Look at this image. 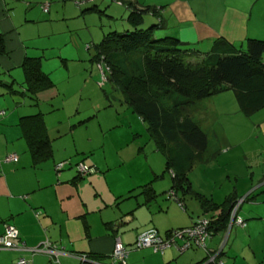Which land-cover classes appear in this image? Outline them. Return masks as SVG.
Listing matches in <instances>:
<instances>
[{
  "label": "crops",
  "instance_id": "crops-1",
  "mask_svg": "<svg viewBox=\"0 0 264 264\" xmlns=\"http://www.w3.org/2000/svg\"><path fill=\"white\" fill-rule=\"evenodd\" d=\"M127 5L152 6L156 13L151 15L160 22L159 34L176 36L202 50L215 42L240 47L246 37L264 39V0H129ZM110 6L115 7L102 0H0L3 43L0 52V232L4 224H11L25 246H35L47 238L62 251L55 260L44 252L0 248V264H17L19 256L27 260L24 264H108L115 237L130 248L125 264H217L228 242L233 223L228 224L222 234L225 228L214 230L206 240V250L189 246L179 251L175 245L161 252L150 247L132 248L138 232L153 227L160 235H165L171 228L190 224L198 215H185L181 190L179 193L174 189V197L157 196L148 172H144V179L134 174L111 178L108 171L114 166L113 160L120 158L118 163L125 160L122 153L113 158L108 152L107 143L112 145L114 134H110L111 139L105 140L104 136L96 139L88 127L80 128L93 118V113H79L77 107L73 111L66 109L65 95L58 88L61 80L52 74L61 71L62 79L68 80L67 58L61 57L60 64L54 59L48 67L44 46L28 42L32 35L46 34L35 31L36 27L57 20V15L88 18L97 8L105 10ZM119 14L123 15L124 11L120 9ZM46 27L50 34L55 32L51 25ZM24 56L38 57L41 70L50 80L49 86L32 96L24 89L21 68ZM260 59L264 63V50ZM93 62L91 55L87 66ZM35 112L41 113L51 147L50 154L38 161L33 160L19 122L22 115ZM246 116L253 119L246 137L261 136L263 141L252 148L246 147L250 154L246 172L250 179L256 172L261 177L254 187L240 195L244 198L252 189L264 184V106ZM132 117L137 123L143 121L140 116L139 120L134 114ZM129 125L127 134L132 129L131 123ZM123 144L122 147L118 143L115 153L127 149L128 145ZM232 146L225 147L223 153ZM10 153L16 155V160H1ZM62 160L63 165L55 169L54 164ZM79 160L91 164L92 170L77 175L74 165ZM147 183L152 187L151 196L143 192V185ZM235 186L233 194L236 196L238 180ZM190 187L200 192L191 184ZM251 207L254 206L249 204L246 210L250 211ZM246 225L245 222L243 227ZM180 242L176 240L177 244ZM201 249L204 253L199 256ZM207 252L213 254L212 261L205 260ZM77 254H86V259H79ZM234 261L235 258L231 259L229 264Z\"/></svg>",
  "mask_w": 264,
  "mask_h": 264
},
{
  "label": "rangeland",
  "instance_id": "rangeland-1",
  "mask_svg": "<svg viewBox=\"0 0 264 264\" xmlns=\"http://www.w3.org/2000/svg\"><path fill=\"white\" fill-rule=\"evenodd\" d=\"M104 2L114 4L115 7L110 6L105 10L97 8L88 18L57 15V20L47 21L44 25L36 27L35 31L46 34L32 35L28 42L36 46H44L47 50L45 55L48 57H45V61L48 67L54 63V59L60 64L61 57L67 58L68 80L62 79L61 71H53L52 74L57 75L61 80L58 82V88L61 94L65 95L66 109L73 111L74 107H77L79 113H93V118L80 128L88 127L96 139L102 136L105 140L111 139L110 134H114L113 140L110 141L112 145L108 144L109 141L107 143L108 152L113 158L122 153L125 160L120 163H118L120 158L118 161L113 160L114 166L108 171L111 178L115 180L133 174L143 178L144 172H148L152 177L151 183L156 188L157 196L163 197L173 183L170 170L164 168L165 160L171 158L174 160L172 167L175 170L178 168L177 164L185 165L184 171L192 188H199V193L206 199L214 202L222 201L224 197L234 193L236 180L239 191L236 196L233 195L235 199L243 197L240 195L254 187L261 177V174L256 172L253 179H250L246 172L248 170L246 161L250 156L246 152V147L252 148L263 141L261 136L246 137L253 125L252 117L238 110L231 89L210 94L185 105L182 111L204 130L206 147L197 150L178 136L177 140L173 138L166 140L163 150L158 149L147 129V120L137 123L133 119L132 114L136 115V120H139V115L126 102L122 89L114 81L102 79V70L97 62L87 66L88 57L92 55L94 49L92 42L99 41L102 31L105 33L112 29L116 31L129 29L126 15L132 5L125 6L129 0H123V4H117L115 0H102V3ZM120 9L124 11L123 15L119 14ZM113 11H116V14H113ZM155 18L148 12L144 13L140 26L144 27L155 22ZM50 25L55 30L51 34L46 27ZM159 28L157 26L153 29V38L160 37L161 34L157 32ZM63 70L65 71L64 68ZM81 83L83 84L80 85ZM164 102L170 103L168 99ZM129 123L132 129L127 134L125 132L130 127ZM118 143L122 147L125 143L128 145L127 149L115 153ZM232 144L231 149L223 153L224 148ZM138 152L141 153V157L138 156ZM144 153H146L145 158ZM251 192L254 194H250ZM250 193L245 195L247 198L241 200L237 210V216L244 218L247 225L243 227L233 223L228 242L223 247V252L216 261L217 264H222L224 260L229 264L233 258H235L233 264H264V196H260L264 193V184L252 189ZM183 195V203L187 211L185 215L215 217L216 214H211L210 209L202 211L200 200L203 196L197 198L187 192ZM249 204L254 206L250 211L246 210ZM227 225L221 234L227 231ZM203 253L204 250L201 249L199 256Z\"/></svg>",
  "mask_w": 264,
  "mask_h": 264
},
{
  "label": "trees",
  "instance_id": "trees-1",
  "mask_svg": "<svg viewBox=\"0 0 264 264\" xmlns=\"http://www.w3.org/2000/svg\"><path fill=\"white\" fill-rule=\"evenodd\" d=\"M147 12L155 14L156 10L149 5L140 8L132 6L126 15L129 29H112L103 33L93 44L92 59L102 66L106 79L114 81L122 89L131 108L142 120H147V129L158 149L163 150L166 140H177L178 136L197 150L206 147L204 130L188 114L182 113L185 105L205 96L231 89L238 110L245 115L264 106V63L260 59L264 39L246 37L240 47L215 42L202 50L172 35L153 38L152 31L160 27V22L154 20L141 27L143 14ZM2 50L0 34V52ZM21 68L24 89L30 96L50 85L49 78L40 68L38 57L24 56ZM165 99L170 103L164 102ZM19 122L33 160L48 156L51 147L41 113L22 115ZM86 165L88 171L92 170L91 164ZM172 165L174 160L167 158L164 168L172 172L170 188L188 192L197 198L203 196L200 200L202 211L210 209L211 214H216L211 219L212 232L224 229L230 208L236 201L234 195L231 193L220 202L210 201L191 189L185 165L177 164L176 170ZM74 166L76 169V164ZM143 187V192L151 196L153 192L149 183Z\"/></svg>",
  "mask_w": 264,
  "mask_h": 264
},
{
  "label": "built area",
  "instance_id": "built-area-1",
  "mask_svg": "<svg viewBox=\"0 0 264 264\" xmlns=\"http://www.w3.org/2000/svg\"><path fill=\"white\" fill-rule=\"evenodd\" d=\"M98 66L102 70L103 80L106 79V73H104L99 62ZM2 161L16 160V155L13 153L6 154L1 158ZM61 161L54 164V168L58 169L62 166ZM88 167L85 163L79 161L76 163V170L79 174H84L88 171ZM172 173V172H170ZM168 196L174 197L172 189L166 191ZM243 200V197L236 199L229 211V222L236 223L243 226L244 221L242 218L237 216V208L239 203ZM215 217H197L190 224L182 227H176L169 229L165 235H160L155 228L150 227L138 232L132 242V248L150 247L154 251H162L164 248L175 245L179 251L184 250L189 246H198L203 249H207L206 240L212 234L211 219ZM180 239L179 244L176 240ZM0 248H9L14 250H28L30 253L33 252H44L57 260L58 253L62 252L60 247L55 243L49 241L47 238L40 241L35 246L27 247L22 241H20L17 229L11 224H4L2 232H0ZM129 247L122 243V241L115 237L112 243L110 255V262L108 264H125V258L129 251ZM207 259L212 261L213 254L207 252ZM79 259L85 260L86 254H77ZM27 260L22 256L16 259L17 264H24ZM221 262V261H219Z\"/></svg>",
  "mask_w": 264,
  "mask_h": 264
},
{
  "label": "clouds",
  "instance_id": "clouds-1",
  "mask_svg": "<svg viewBox=\"0 0 264 264\" xmlns=\"http://www.w3.org/2000/svg\"><path fill=\"white\" fill-rule=\"evenodd\" d=\"M228 224H230V222H228Z\"/></svg>",
  "mask_w": 264,
  "mask_h": 264
}]
</instances>
